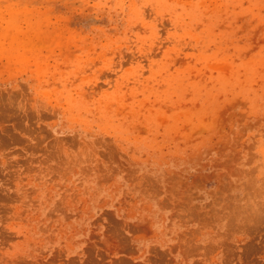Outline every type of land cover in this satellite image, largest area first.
I'll return each instance as SVG.
<instances>
[{
	"label": "rangeland",
	"instance_id": "rangeland-1",
	"mask_svg": "<svg viewBox=\"0 0 264 264\" xmlns=\"http://www.w3.org/2000/svg\"><path fill=\"white\" fill-rule=\"evenodd\" d=\"M0 264H264V0H0Z\"/></svg>",
	"mask_w": 264,
	"mask_h": 264
}]
</instances>
